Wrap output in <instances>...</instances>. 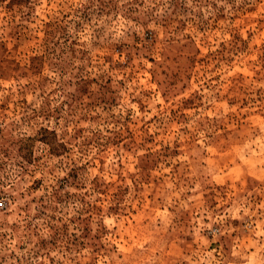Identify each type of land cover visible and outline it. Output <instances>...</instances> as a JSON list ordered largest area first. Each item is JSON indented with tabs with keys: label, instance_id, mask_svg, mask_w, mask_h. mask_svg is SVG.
<instances>
[{
	"label": "rangeland",
	"instance_id": "rangeland-1",
	"mask_svg": "<svg viewBox=\"0 0 264 264\" xmlns=\"http://www.w3.org/2000/svg\"><path fill=\"white\" fill-rule=\"evenodd\" d=\"M0 264H264V0H0Z\"/></svg>",
	"mask_w": 264,
	"mask_h": 264
},
{
	"label": "built area",
	"instance_id": "built-area-1",
	"mask_svg": "<svg viewBox=\"0 0 264 264\" xmlns=\"http://www.w3.org/2000/svg\"><path fill=\"white\" fill-rule=\"evenodd\" d=\"M2 206V202L0 201V207Z\"/></svg>",
	"mask_w": 264,
	"mask_h": 264
}]
</instances>
